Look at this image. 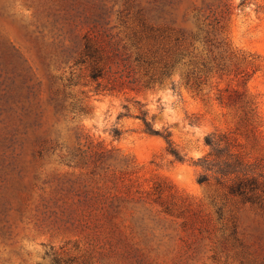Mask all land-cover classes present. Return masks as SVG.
I'll return each mask as SVG.
<instances>
[{
  "label": "rangeland",
  "instance_id": "rangeland-1",
  "mask_svg": "<svg viewBox=\"0 0 264 264\" xmlns=\"http://www.w3.org/2000/svg\"><path fill=\"white\" fill-rule=\"evenodd\" d=\"M0 264H264V0H0Z\"/></svg>",
  "mask_w": 264,
  "mask_h": 264
},
{
  "label": "trees",
  "instance_id": "trees-1",
  "mask_svg": "<svg viewBox=\"0 0 264 264\" xmlns=\"http://www.w3.org/2000/svg\"><path fill=\"white\" fill-rule=\"evenodd\" d=\"M87 42L88 43L85 52L88 58L93 60L90 77L92 80L97 81L104 77V69L100 65L102 58L96 57V50H93L90 41ZM147 114V112H141V119L143 120L145 125V132L149 135L162 136L167 141L169 145L168 150L174 156V158L180 162L184 161L183 156L177 149L173 147L172 141L170 139L171 134L169 132H167L166 134H161V132L155 129L152 123L147 120ZM221 138L225 137L223 136ZM221 138L216 139V135L214 134L206 137L205 141L207 145L211 147V152L208 156L200 158L198 162L201 166L206 167L207 170H213V168L217 167L216 173L222 176L234 175L235 180L233 184L230 185L231 193L244 197L248 201H255L256 198H254L253 194L260 188L259 185H257L254 177L248 176L245 164L243 163L238 153L231 150L230 143L228 141H225L226 145L222 146L224 139ZM211 157L213 159L211 161H208ZM206 181L207 176L205 175H202L198 180L199 183H204Z\"/></svg>",
  "mask_w": 264,
  "mask_h": 264
}]
</instances>
